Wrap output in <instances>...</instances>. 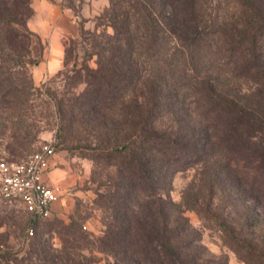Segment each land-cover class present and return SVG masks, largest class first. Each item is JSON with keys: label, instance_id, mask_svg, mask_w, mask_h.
<instances>
[{"label": "trees", "instance_id": "1", "mask_svg": "<svg viewBox=\"0 0 264 264\" xmlns=\"http://www.w3.org/2000/svg\"><path fill=\"white\" fill-rule=\"evenodd\" d=\"M109 1L99 25L113 32L90 33L98 66L66 105L114 146L97 204L105 264H228L205 253L190 210L220 221L246 264H264V7L245 0L241 21L187 26L198 0ZM32 13L31 0H0V54L31 55ZM192 169L173 200L175 176Z\"/></svg>", "mask_w": 264, "mask_h": 264}, {"label": "rangeland", "instance_id": "2", "mask_svg": "<svg viewBox=\"0 0 264 264\" xmlns=\"http://www.w3.org/2000/svg\"><path fill=\"white\" fill-rule=\"evenodd\" d=\"M253 1L264 7V0ZM244 2L198 0V8L194 14L191 12L187 26L192 21L195 23L199 15L205 26L214 25L223 17L241 21ZM109 4V0H31L33 13L28 21L34 33L31 55L12 58L13 54L7 50L0 54V151L9 160H19L51 142L58 161L49 173L61 171L62 174L61 180L53 181L61 197L48 219L33 222L20 203L0 199V264H77L78 261L105 264L108 261L107 254L96 247L97 238L105 230V213L97 204L117 173V160L111 153L114 146L106 140L104 128L94 131L89 115L84 116L85 112L78 109L72 115L71 106L66 105L85 89L81 80L85 78V69L98 66L90 33L113 32L111 26L99 25ZM54 5L69 10L73 18L64 20L62 25L60 7ZM58 35L64 46V63L56 72L44 68L40 72V64L47 60L50 41ZM166 39L171 42L172 38L168 35ZM196 175L197 171L192 169L175 176L173 200L181 201ZM186 215L200 232L205 253L211 259L226 258L228 264H246L226 240L220 221L202 217L194 210ZM69 225L75 226L78 241L64 230ZM30 226L35 229L33 237H28Z\"/></svg>", "mask_w": 264, "mask_h": 264}, {"label": "built area", "instance_id": "3", "mask_svg": "<svg viewBox=\"0 0 264 264\" xmlns=\"http://www.w3.org/2000/svg\"><path fill=\"white\" fill-rule=\"evenodd\" d=\"M55 154L51 142L19 160H9L0 151V199L20 203L33 222L50 218L61 197L57 184L45 178ZM34 235L30 226L28 237Z\"/></svg>", "mask_w": 264, "mask_h": 264}, {"label": "crops", "instance_id": "4", "mask_svg": "<svg viewBox=\"0 0 264 264\" xmlns=\"http://www.w3.org/2000/svg\"><path fill=\"white\" fill-rule=\"evenodd\" d=\"M55 7H58V8L60 7V14H59L60 19H59V21H61L60 23L62 25L65 24L64 20H67L68 18H73L72 17L73 15L69 10L63 8L60 5L55 6ZM58 18H59V16H58ZM56 19H57V17H56ZM73 31H75L74 28H73ZM46 59L47 60L42 62L39 66L40 72L43 71V68L47 72H56L62 67V65L64 63V46H63V42L61 41V38L59 35L54 39L52 38V40L50 41V50H49V53H48ZM57 161H58V159L54 156L51 160L52 166L55 163H57ZM45 178L51 182H53V181L58 182L59 180L62 179V174H61V171L53 172V173L47 172V174L45 175ZM55 205H54V208H55Z\"/></svg>", "mask_w": 264, "mask_h": 264}]
</instances>
